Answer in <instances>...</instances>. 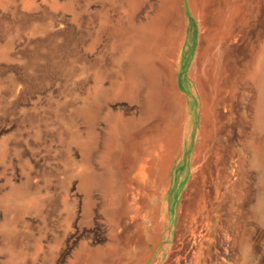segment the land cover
<instances>
[{
  "label": "rangeland",
  "instance_id": "374dc122",
  "mask_svg": "<svg viewBox=\"0 0 264 264\" xmlns=\"http://www.w3.org/2000/svg\"><path fill=\"white\" fill-rule=\"evenodd\" d=\"M262 47L264 0H0V264H264Z\"/></svg>",
  "mask_w": 264,
  "mask_h": 264
},
{
  "label": "bare ground",
  "instance_id": "6f19581e",
  "mask_svg": "<svg viewBox=\"0 0 264 264\" xmlns=\"http://www.w3.org/2000/svg\"><path fill=\"white\" fill-rule=\"evenodd\" d=\"M171 2H174V0H171ZM248 67H249L250 77H252L254 79V82L259 87V89H258V106H257V108H258V119H259V124L264 127V47L259 48L254 53V55L252 56V60H251L250 64L248 65ZM137 175L140 177H143L144 173L141 172V170H140L137 173ZM241 184H242V182H241Z\"/></svg>",
  "mask_w": 264,
  "mask_h": 264
},
{
  "label": "crops",
  "instance_id": "0c3cea01",
  "mask_svg": "<svg viewBox=\"0 0 264 264\" xmlns=\"http://www.w3.org/2000/svg\"><path fill=\"white\" fill-rule=\"evenodd\" d=\"M144 35L147 36L148 38H150V37L156 36L157 33H156L155 30H150L149 29V31L145 32ZM135 54L138 57L137 60L140 61V65L141 66L143 65L144 62H148V59L146 60V58H145V49L143 47H141L140 49H138V51ZM136 58H134V59H136Z\"/></svg>",
  "mask_w": 264,
  "mask_h": 264
}]
</instances>
